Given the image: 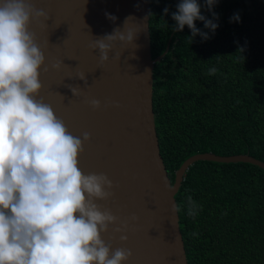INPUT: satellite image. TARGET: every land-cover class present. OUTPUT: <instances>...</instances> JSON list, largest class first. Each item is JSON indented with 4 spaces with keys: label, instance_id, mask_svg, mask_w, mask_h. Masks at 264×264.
<instances>
[{
    "label": "trees",
    "instance_id": "1",
    "mask_svg": "<svg viewBox=\"0 0 264 264\" xmlns=\"http://www.w3.org/2000/svg\"><path fill=\"white\" fill-rule=\"evenodd\" d=\"M179 2L150 0L149 11L152 58L170 42L154 65L152 101L171 183L195 154H248L264 162V0H219L211 11L198 0L201 14L218 27L212 32L197 20L208 38L192 40L187 25L174 30ZM189 196L195 216L188 215ZM175 200L188 264H264L262 169L196 161Z\"/></svg>",
    "mask_w": 264,
    "mask_h": 264
},
{
    "label": "water",
    "instance_id": "2",
    "mask_svg": "<svg viewBox=\"0 0 264 264\" xmlns=\"http://www.w3.org/2000/svg\"><path fill=\"white\" fill-rule=\"evenodd\" d=\"M29 3L48 17L33 18L29 25L45 56L36 99L49 104L72 135L82 139L83 133L90 134L78 155V167L85 175L103 173L113 183V195L95 201L101 211L119 218L101 238L111 251L131 250L124 264H188L178 212L173 211L188 168L196 161H211L247 163L264 171V162L248 154H195L174 172L171 183L160 154L152 101L154 65L170 42L162 55L152 58L150 0ZM114 29L131 30L135 37L131 43L113 42L109 59L102 63L99 50L90 46ZM53 64L59 67L53 69ZM81 73L85 80L77 77ZM69 85L78 87L80 94L73 96ZM93 99L100 101L98 109L90 106ZM121 235L127 240L121 241Z\"/></svg>",
    "mask_w": 264,
    "mask_h": 264
},
{
    "label": "clouds",
    "instance_id": "3",
    "mask_svg": "<svg viewBox=\"0 0 264 264\" xmlns=\"http://www.w3.org/2000/svg\"><path fill=\"white\" fill-rule=\"evenodd\" d=\"M216 2L204 0L209 11ZM41 17L48 18L29 0H0V264H124L131 250L111 251L101 238L119 218L95 203L113 195V183L103 173L85 175L78 167L90 134L72 135L52 107L36 99L45 56L29 25ZM172 19L175 31L187 25L191 40L198 34L208 38L195 26L197 20L212 32L218 27L201 14L198 0H180ZM134 37L131 30L114 29L90 47L99 50L103 63L113 42L131 43ZM216 71L210 69L209 75ZM77 77L85 80L83 73ZM69 88L73 96L80 94L78 87ZM89 103L100 107L99 100ZM188 203V215L195 216L198 206L191 196ZM173 211H179L175 204Z\"/></svg>",
    "mask_w": 264,
    "mask_h": 264
}]
</instances>
